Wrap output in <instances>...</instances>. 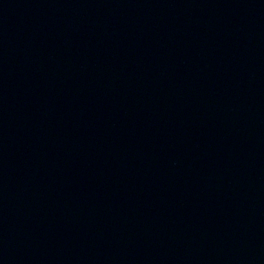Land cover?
Returning a JSON list of instances; mask_svg holds the SVG:
<instances>
[{"label": "water", "instance_id": "water-1", "mask_svg": "<svg viewBox=\"0 0 264 264\" xmlns=\"http://www.w3.org/2000/svg\"><path fill=\"white\" fill-rule=\"evenodd\" d=\"M0 264H264V0H0Z\"/></svg>", "mask_w": 264, "mask_h": 264}]
</instances>
